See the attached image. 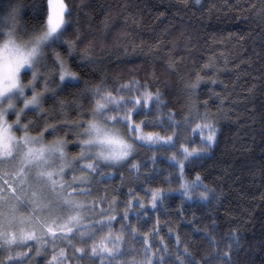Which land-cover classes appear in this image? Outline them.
I'll return each instance as SVG.
<instances>
[{
	"label": "trees",
	"instance_id": "trees-1",
	"mask_svg": "<svg viewBox=\"0 0 264 264\" xmlns=\"http://www.w3.org/2000/svg\"><path fill=\"white\" fill-rule=\"evenodd\" d=\"M45 3L46 0H0V16L8 14L10 8L6 4L18 7L19 35L29 36L40 25ZM65 3L72 12L66 39L76 41L77 52H89L96 62L91 66V75L85 77L89 85L103 82L115 93L119 85L136 79L147 82L153 91L159 88L166 106L162 112H156L152 105L154 110L148 119H163L169 110L175 112L182 125L179 143H185L187 138L192 147L204 148L201 136L193 134L199 122L196 110L200 116L207 111L208 119L218 128L216 143L207 149L210 155L194 170L185 169L188 179H194L198 172L215 193L208 202L183 198L176 170L168 161L176 149L158 151L135 141V152L128 164L118 171L101 165L90 183L74 185L78 192L88 190L79 199L89 207L94 201L97 210H107L108 200L115 197L117 221L131 200L128 220L138 236L147 238L152 254L165 259L166 264H177L178 260L191 264L193 259L197 264H227V257L232 264H264V0H65ZM58 51L67 58L63 46ZM45 63L50 65L51 61L46 58ZM42 68L53 79L50 68ZM29 75L24 76L25 82L29 81ZM198 76L202 79L197 84ZM56 82L50 88H55ZM190 84H197L192 93L186 90ZM193 104L195 108H191ZM93 106L90 94L69 95L59 90L55 96L46 93L43 103L49 124L77 122L82 112ZM190 110L192 120L184 127L183 118ZM39 115L26 110L23 122L38 121L43 128L44 121L38 120ZM83 119L90 116L84 115ZM164 122L167 124V120ZM39 131L35 129L32 134ZM145 131L169 134L171 129L165 132L157 127ZM58 135H64V130H59ZM53 139L46 136L49 142ZM68 139L71 141L72 137ZM153 153L157 157L155 164ZM69 154L74 156L76 150L69 148ZM133 162L141 165L139 171L131 167ZM100 170L105 175L114 173V177L101 179ZM74 174L91 176L79 165ZM72 177L73 173H69L64 179L71 183ZM152 189L165 194L154 210L150 203ZM202 191L203 188L197 189V193ZM105 196L107 200H101ZM137 200L143 202L144 209L136 204ZM21 211L27 215L31 209L22 207ZM136 212H140L139 217ZM98 221L99 211L85 222L96 225L95 242L108 232ZM121 223L113 224L114 232H119ZM66 235L76 249L84 247L78 236ZM128 240L123 248L131 250L125 259L141 258L142 241L131 237ZM93 242L89 240L88 245ZM28 243L29 247L14 249L0 244V259H20L15 253L22 252L27 253L23 264H58V253L64 249L63 264H102L100 258L81 257L63 239H56L55 247L48 240L39 252L36 249L40 246L35 241ZM225 254L227 257L222 260Z\"/></svg>",
	"mask_w": 264,
	"mask_h": 264
},
{
	"label": "snow or ice",
	"instance_id": "snow-or-ice-1",
	"mask_svg": "<svg viewBox=\"0 0 264 264\" xmlns=\"http://www.w3.org/2000/svg\"><path fill=\"white\" fill-rule=\"evenodd\" d=\"M5 7H9L10 10L6 16H0V33L7 35L8 40L4 47L13 48L15 56L6 68L0 64V84L5 78L6 71L7 78L12 79L15 86L21 68H24L23 76L30 72L31 80L21 84L18 93L8 96H5V90L0 89V244L6 249L26 248L29 247L28 242L35 241L40 246L36 249L39 252L48 240H51L55 247V240L63 239L72 245L81 257L100 258L102 264H166L165 259L152 254L151 244L147 238L138 236L137 229L132 227L131 221L128 220L132 207L131 200L124 212L119 213L120 221L123 223L117 233L113 231V224L120 223L116 219L118 212L116 198L108 200L107 210L103 208L97 210L94 201L89 207L84 200L79 199L81 194L88 191L87 188L78 192L74 185L90 183L91 177L97 174L101 165L118 171L128 164L135 152V144H143L145 147L164 152L176 149L168 156V161L176 170V179L180 183L183 198L189 201L196 199L198 202H208L215 193L204 184L198 172L194 179H188L185 169L194 170L200 161L210 155L207 149L216 143L218 131L216 124L208 119L207 111L200 116L196 110L199 122L195 124L193 134L201 136L200 143L204 148L192 147L191 140L187 138L185 143H179L182 125L172 110H169L163 119L159 117L155 120L148 119V114L154 110L152 105L155 106L156 112H162L163 106H166L161 100L163 93L159 88L153 91L147 82L141 83L136 79L119 85L115 93L103 82L89 85L85 77L91 75V66L96 62L89 52L83 54L77 52L76 41L66 39L72 12L65 0H46L40 25L29 35L28 42L31 43V47L28 49L16 43V36L19 35L16 21L19 8L7 4ZM59 46L65 48L67 58L64 53L58 51ZM46 49L49 50L47 59L51 61L50 65L41 64V61L46 59ZM37 53H41L39 59H35ZM38 65L50 68L53 79H49L48 74L41 75ZM169 67L172 65L169 64ZM200 79L202 78L198 76L197 84ZM54 80L57 81L56 87L50 88ZM41 82L43 91H38ZM197 84L186 85V90L194 92ZM57 90L68 92L69 95L73 92L79 95L90 94L94 106L82 112L81 120L77 122L57 121L55 124H49L43 107L45 94L51 93L55 96ZM121 93L130 95L125 96ZM21 101L23 107H18V102ZM191 108H195V105H191ZM26 110L40 113L38 120L44 121V127L41 128L38 121L23 122ZM84 115L90 116V119L84 120ZM191 120L190 110L183 118V126L187 127ZM157 127L165 129V132L171 129V132L161 134L157 131H145L147 128ZM35 129L40 131L33 135ZM59 130H64V135H58ZM48 135L54 137L50 142L46 140ZM69 136L72 137L71 141L68 139ZM69 148L76 150L74 156H70ZM152 159L155 164L157 160L155 153ZM77 165L91 176H76L74 173ZM131 167L139 171L141 165L133 162ZM69 173H73L71 183L64 179ZM98 174L101 179L114 177V173L105 175L103 170ZM4 176H8L11 182L3 181ZM150 179L151 177L146 179L145 183ZM171 182L170 179L169 183ZM200 188L204 191L197 193V189ZM132 193L133 189L130 188L128 195L131 197ZM164 195L160 189L151 190L152 210L160 206ZM101 200H107V197H101ZM136 204L144 209L141 200H137ZM22 207L30 208L31 212L25 215L21 211ZM97 211L98 225L107 228L108 232L95 242L96 225L85 222L88 216H95ZM106 212L110 214H105ZM144 214L147 215V210H144ZM139 215L140 212H136V216ZM57 233L60 235L57 236ZM68 233L78 236L84 247L76 249L73 240L66 235ZM128 237L142 241L141 258L133 256L125 259L131 250L123 248L124 244L129 243ZM89 240L94 241L91 246L88 245ZM164 247L166 254V246ZM26 255L27 253L16 252L15 256L20 259H0V264H23V257ZM58 255L60 257L58 264H63L66 260L64 249H60ZM185 255H188L187 249ZM226 257L227 254L221 259L224 260ZM53 259H57V256H53ZM177 264L185 262L178 260ZM191 264L197 262L193 259ZM227 264H232L230 257H227Z\"/></svg>",
	"mask_w": 264,
	"mask_h": 264
},
{
	"label": "clouds",
	"instance_id": "clouds-1",
	"mask_svg": "<svg viewBox=\"0 0 264 264\" xmlns=\"http://www.w3.org/2000/svg\"><path fill=\"white\" fill-rule=\"evenodd\" d=\"M30 37L25 35H17L16 36V43L25 49H28L31 47V43H29ZM8 40V37L5 33H0V64H2L5 68L7 65L13 60L15 56V50L11 47H4L6 41ZM43 51V49H42ZM41 53H37V56L35 59H39ZM24 68H21L20 73L18 74V82L15 86H13V81L10 78H7V72L5 71L4 75L5 78L3 79L2 84H0V89L5 90L4 94L5 96L18 93L19 87L24 82V76H23Z\"/></svg>",
	"mask_w": 264,
	"mask_h": 264
},
{
	"label": "rangeland",
	"instance_id": "rangeland-1",
	"mask_svg": "<svg viewBox=\"0 0 264 264\" xmlns=\"http://www.w3.org/2000/svg\"><path fill=\"white\" fill-rule=\"evenodd\" d=\"M47 54H48V50L46 49L45 50V58H47L46 56H47ZM45 61H46V59L45 60H42L41 61V64H43V63H45ZM38 67V71H39V73L41 74V75H45V73H44V70H43V68L42 67H40L39 65L37 66ZM29 74H30V72H29ZM46 74H47V72H46ZM48 78L50 79V76L48 75ZM29 80H31V74L29 75ZM26 80L24 79V82H25ZM28 82V81H27ZM27 82H25V83H27ZM38 91H43V88H42V82H41V86L40 87H38ZM29 94H30V91H29ZM122 95H125V96H128V95H130L129 93H121ZM132 94H138V93H132ZM18 107H23V103H22V101L21 102H18ZM2 179H3V181H10V178L8 177V176H4V177H2ZM72 182V181H71Z\"/></svg>",
	"mask_w": 264,
	"mask_h": 264
}]
</instances>
